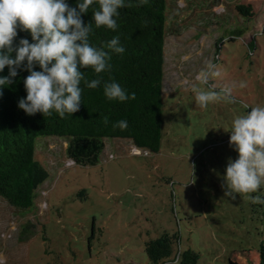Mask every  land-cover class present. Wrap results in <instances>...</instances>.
<instances>
[{
    "label": "rangeland",
    "instance_id": "obj_1",
    "mask_svg": "<svg viewBox=\"0 0 264 264\" xmlns=\"http://www.w3.org/2000/svg\"><path fill=\"white\" fill-rule=\"evenodd\" d=\"M237 3L252 4L256 16L230 40L226 28L242 24L236 17L230 26L219 13ZM168 7L160 151L115 139L98 164L78 165L65 139L39 141L35 155L49 178L32 210L0 196V264H154L146 241L165 231L181 239L164 264H181L177 255L188 249L199 253L197 264H259L264 204L251 201L259 193L226 196L223 174L238 156L225 128L264 105V0H168ZM254 37L259 47L250 54ZM209 62L221 74L210 84L233 86L232 98L201 108L191 89H208L197 77Z\"/></svg>",
    "mask_w": 264,
    "mask_h": 264
},
{
    "label": "trees",
    "instance_id": "obj_2",
    "mask_svg": "<svg viewBox=\"0 0 264 264\" xmlns=\"http://www.w3.org/2000/svg\"><path fill=\"white\" fill-rule=\"evenodd\" d=\"M69 3L75 6L76 0H69ZM228 8L227 12L219 14L229 20L230 26H234L236 17L242 24L240 28H226L230 40H236L245 33L247 22L255 18L256 10L252 4L240 3ZM95 9L98 5L90 7L83 14V20L85 24L92 23L90 42L111 53V68L100 74L91 67L83 69L87 81L100 78L101 84L89 88L81 82L82 103L78 112L61 118L55 112L51 116L28 115L20 109L18 101L27 95L23 83L29 74L27 71L21 70L12 84L3 87L4 94L0 97V196L15 208L32 210L39 187L49 178L48 169L35 155L38 142L45 138L65 139L67 157L78 165L98 164L107 149V141L115 139L129 140L138 149L154 153L161 149L165 123L163 91L168 0H148L147 3L126 0V6L119 10V27L115 31L106 26H95ZM117 35L126 49L123 54L106 47ZM22 37L31 41L29 31H19L14 44ZM258 47L254 37L248 44L250 54ZM37 70H40L39 66ZM8 73L6 66L0 75ZM113 79L130 94L127 101L109 100L104 95V82ZM120 120L127 121L126 128L117 126ZM28 228L25 226L23 233ZM179 239V233L165 231L160 237L146 241L148 258L154 264L169 262L176 253ZM258 251L259 264H264V242ZM177 256H180L181 264H197L200 255L188 249Z\"/></svg>",
    "mask_w": 264,
    "mask_h": 264
},
{
    "label": "clouds",
    "instance_id": "obj_3",
    "mask_svg": "<svg viewBox=\"0 0 264 264\" xmlns=\"http://www.w3.org/2000/svg\"><path fill=\"white\" fill-rule=\"evenodd\" d=\"M95 5H98L93 11L95 26L117 30L119 10L126 6V0H76L75 6L69 0H0V73L6 66L9 69L8 75H0V97L4 94L3 87L12 84L23 70L29 74L23 79L27 95L18 101L20 109L28 115L51 116L55 112L61 118L78 112L82 103L81 82L89 88L101 84L100 78L87 81L83 69L91 67L100 74L111 68V53L90 42L92 23L85 24L83 20V14ZM19 31H29L31 41L22 37L14 44ZM106 47L118 54L126 51L118 35ZM220 75L217 66L209 62L197 77L209 86L207 90L192 86L199 107L206 108L221 98H232L233 86L225 85L217 91L215 84H210ZM239 86L246 87V82L241 81ZM104 95L120 102L130 98L115 79L104 82ZM134 95L131 94L133 98ZM250 108L246 114L236 116L230 128H225L230 131L229 143L238 156L229 158L223 186L225 195L233 199L236 194L259 193L251 196V201L264 204L261 191L264 187V105ZM117 126L126 128L127 121L120 120Z\"/></svg>",
    "mask_w": 264,
    "mask_h": 264
}]
</instances>
